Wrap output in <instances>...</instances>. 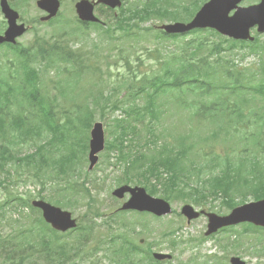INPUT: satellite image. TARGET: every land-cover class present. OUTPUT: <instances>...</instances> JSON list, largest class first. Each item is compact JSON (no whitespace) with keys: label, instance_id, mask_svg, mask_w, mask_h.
<instances>
[{"label":"trees","instance_id":"16d2710c","mask_svg":"<svg viewBox=\"0 0 264 264\" xmlns=\"http://www.w3.org/2000/svg\"><path fill=\"white\" fill-rule=\"evenodd\" d=\"M28 1L15 0L14 4L22 3L28 5ZM205 1L193 0L191 5L196 7L195 10L197 11ZM178 7L179 4L164 6L159 0H145L141 6L131 10L128 9V11L122 13V17L117 20L116 25L123 32L120 36L131 41V49H134L138 43L139 35L135 33L137 30H143L147 34H153L154 37L162 39H176V36L173 35L168 36L162 32L154 33L150 27L140 29L137 23H143L152 18L174 20L179 17ZM53 23L52 21L49 25H53ZM103 31L105 36L115 37L112 34L113 31L102 29L101 32ZM211 34L217 36L215 33ZM222 40L227 41L229 45L223 47L222 43L219 42L207 48L204 45L206 42L203 40H193L186 43V46L181 47V50H183L182 55L173 53L176 51H171L168 53V56H171L170 59H164L162 62L167 66L164 69V74L160 76L146 77L144 74H139L137 67L126 68L127 71H135L134 76L132 73L130 75L123 74L121 79L118 80L121 84L113 88V92L120 91L123 94L124 101H121V96L119 95L114 103L107 102V104H104L106 95L110 94L109 97L112 98L111 87L105 96L103 94L100 96V100L94 95L93 107L86 105L85 100L88 95L82 96L85 103H80L77 101L78 96L73 93H71L66 104L59 106L54 103V96L49 95V90L42 78L43 75L48 76L47 68L58 67L60 64L65 65L68 63L65 62L68 59L79 63L80 54L78 52H66L65 50L49 51L54 49V47L39 45L43 42L39 35L36 37L35 44L28 47H8L15 54V57L6 62L0 60L3 63V65H0V143L3 145L1 149L4 152L2 164L0 163L1 174H5L13 185L20 181L24 175L23 173L13 175L8 172L10 169L20 167V164L16 162L13 150L23 144L25 139L33 138L36 142L39 140L45 142V145L37 146L36 153L30 154L26 162V166L30 170L26 167L24 170L25 175L29 179L37 180L39 178L38 184L40 186L52 187L53 185L49 183V180L54 181V184L58 180L60 184L53 187V191L56 194L54 197L57 198H65L66 185H71L75 191L84 192L86 191L84 183L75 182L72 177L74 174H70L69 170L81 164V155L83 156L84 149L87 146L91 124L96 120L95 112L98 111L99 119L104 120L103 113L106 107H115L117 109L120 102L123 105L125 101H128L133 104L131 114L136 115L140 122L147 121L152 136L157 139L158 137L155 136L154 131L156 124L160 120V107L162 105V102L159 101L160 98L167 93L174 92V87L187 84L188 88H194L189 90L191 93H195L200 100L207 103L200 107L190 104L189 108L193 109L191 115L193 117L199 115L200 117L196 120L188 117L186 121L206 122V124L211 126L206 136L199 137L200 141L208 138L217 140L218 133H223L221 139L223 150L217 153L208 149L203 151L199 148L197 158L190 160L188 158L190 149L185 146L188 140L180 138L178 139L180 144L177 152H173L176 147L171 148L170 146L169 148L164 145L163 150H161L162 153L158 152L157 156H154L150 161L149 158L143 156L140 160L141 167H139L140 173L138 177L142 182L150 184L148 191L154 195L157 193V189L150 183L151 179L157 181V184L163 188L165 186V189H167V186L171 188V186L176 185L177 174H183L186 166L191 164L201 165L204 169L211 168L220 172L219 174L228 171L234 172L235 170L239 175L247 176L243 179L253 177L251 184L245 182V186L249 188L246 195L251 196L255 200L263 198L264 181L261 178H264V164L261 163H264V107H262L261 115L252 113L250 109L255 99L238 93L237 88H233L231 85L228 87L227 83H230L228 79L230 73L226 68L227 60H224L221 53L228 51L232 42L225 39ZM171 45L174 46V44ZM175 50L177 49L175 48ZM202 53H206V56H202ZM208 55L214 56V60L210 61ZM184 56L186 57L184 58ZM135 61L138 63L142 62L139 56H137ZM71 68L76 73H79V70L82 69V67L78 69L75 62L71 64ZM207 69L212 70V72H207ZM62 71L68 74L71 73V70L66 66L62 68ZM181 77H186V79L180 81ZM205 81L213 83L215 87L214 98L218 103H209L212 95L207 92ZM103 83L106 84V82ZM110 85H115V83H109L108 86ZM38 104L44 105L41 120V124L47 129L44 134L40 133V126L37 120L35 107ZM125 114L127 115V120L115 119L118 127L117 138L121 141H126L131 137L130 139L135 145L138 142L134 133L135 128L129 131L126 126L130 123L131 114L128 112H125ZM231 114L233 115L230 117ZM253 117H256V119ZM6 121L10 122L14 127L12 133L6 134L1 131V125H4ZM256 122H258L257 126L260 127L256 134L250 133L243 128L245 124H255ZM216 127L217 130H215ZM235 136H237L236 139ZM241 142L250 144L257 149L253 152L247 149L244 150L245 154L243 157L247 162V167L244 169L241 165L237 167V165L231 163L236 162L235 156H229L227 162L226 158L223 157L233 145ZM192 168L195 169L197 167L193 166ZM162 170L171 174L165 183L162 181ZM13 177H17V180H13ZM47 178L48 182L45 183ZM186 178H188L187 175ZM216 182H218V178L212 179L210 181L211 187H215ZM227 189L228 187L223 188V190ZM61 194L62 196H60ZM179 194L180 196L190 197V194ZM15 199L17 200V198ZM21 201L23 205H26L24 199H21ZM7 202L8 200H5V203ZM74 203L76 201H71L70 205ZM2 209L0 207V212ZM2 214L3 212L0 217H3ZM1 239V264H36V260L39 264H42L41 258H38L39 255L30 252L28 250L30 248L26 247L22 242L19 241L15 244L13 242L15 238L13 240L11 236ZM45 243L43 240L42 244ZM72 244L77 246L78 241H73ZM69 245L71 243L64 241L61 237L48 243L41 256L46 260L45 264H63V261L68 259V255L74 254L79 250L73 245H71L72 249L67 248ZM85 254L88 253L85 252ZM142 257L144 260H151L150 254ZM125 262L126 264H131L126 258Z\"/></svg>","mask_w":264,"mask_h":264},{"label":"rangeland","instance_id":"374dc122","mask_svg":"<svg viewBox=\"0 0 264 264\" xmlns=\"http://www.w3.org/2000/svg\"><path fill=\"white\" fill-rule=\"evenodd\" d=\"M8 1V0H7ZM30 1V2H29ZM29 4L27 7H20L18 5L16 8L11 7L13 10H16L20 14L21 21L24 22L27 26H29V30L26 34H24L19 40L18 44L22 46H27L32 44L36 37L40 35L41 38L45 39L47 37V40L43 41L41 44L43 45H49V44H57L58 40H53V38H58L60 41L67 46L73 48V49H79L81 48L83 50L87 49V55L92 58L94 61L93 63L97 64L98 59L97 57H103L105 52L109 49L113 48V45H109L111 42H117V45L122 48L121 54L123 55V60L127 58L129 62H133L134 67H137L139 70V74H144L146 77L154 76V75H162L164 74V69L166 68V64H163L164 59H170L171 56H168V53L171 51H176L173 53L180 54L182 51L180 50V47L183 45V42L178 41L174 42V46H172L170 43H165V42H159L160 38L159 37H154V36H148V37H143L142 40H139L137 45L135 46V52L133 55H130L131 52V47L130 45H127V40H118V39H110L106 41V38L97 30H94L93 28H87V29H79L78 24L74 22V17L75 16V11H74V5L80 0H63L62 6L60 8V14L59 16L61 17L58 22H56L53 25H45V24H39L34 22V19L36 17H40L43 13L39 11L35 7V0H29ZM91 1V0H89ZM123 3H127L128 5L130 3H133L134 0H122ZM257 0H247L246 2L243 3V5L246 4H251L256 2ZM186 5L189 2H186ZM102 8L101 11L99 9ZM104 8L103 7H97L95 10V14L98 18L102 20H111V16L108 13H103ZM193 12V9H191L190 13ZM118 13V12H117ZM104 15V16H103ZM113 15V13H112ZM180 21H183L182 19ZM5 22L2 14L0 13V28L1 25ZM29 23V24H28ZM163 23H168V22H160L156 19L143 23L141 26L143 27H155L159 26ZM63 29L65 31H63ZM77 33V34H75ZM200 37L204 39V42H207L208 44H205V47H210L213 43L217 42V38L208 34H201ZM192 38H195V36H189L186 38V40H190ZM49 39V40H48ZM260 46L263 45L264 42V37L260 41ZM158 43H164V44H158ZM95 44L97 47L96 49H91L92 45ZM175 48L177 50H175ZM98 49V50H97ZM115 52L114 54L117 55L118 50L117 48H114ZM131 49V50H130ZM245 56L244 59H242V56ZM139 56L142 60L141 63L136 62V58ZM13 54L12 53H5L3 52L1 54V60L5 61L7 58H12ZM264 61V51H260L259 54H254V53H248V49L246 48L244 51L239 52V57L238 59H235V63L237 66L241 69L244 70H258L259 67L261 66L262 62ZM97 62V63H96ZM123 62V61H122ZM0 65H3L2 62H0ZM122 64H119L118 66L112 67L113 69H110L108 72H113L111 75L114 77V81H116V74L121 75V74H126L130 75L131 73L135 74V71H127L126 72H119L117 73V70L122 71L121 69ZM104 68H106V65H104ZM106 76L107 74L103 72V74H96L92 75L90 77H80L78 75H71L69 77H66L62 74H56L55 79L52 78V83H49L46 78H44V82L46 83V87L49 90V93L55 92L56 94L54 95V103H57L59 101H67L70 98L71 93L74 95L78 96L77 101L78 102H83L85 103L84 99L82 96H87L86 98V105L89 107H93V104H91V100L94 97L93 93L89 95V93L93 90L98 89V85L94 84L95 81H100L99 77L101 76ZM116 83V82H115ZM121 83L118 82L117 85H120ZM68 87V89L66 88ZM253 91V90H251ZM119 92L113 94L116 97V94ZM240 94H245L244 91L239 90ZM48 94V93H47ZM251 96L254 97V103H256L258 108L264 107V97L260 94H250ZM262 97L263 99L259 98L258 96ZM112 100V99H111ZM113 101V100H112ZM162 102V106L166 110H170L173 112L174 116V123L172 126L167 125V121H162L158 126H157V132L161 133L162 138L161 140L164 142H168L169 145H174L177 144V136L182 135L183 133L187 132L189 127H191V124H189V127L187 126L186 119L189 117L192 120L198 119L200 116L196 115L193 117L191 115L192 111L189 109V105L194 103V94L191 93L187 89H182L178 91H174L172 93H167L166 95L162 96L160 100ZM179 103L181 105V109H178L175 105ZM44 105L38 104L36 105L35 109L37 112V120L38 124L40 126V133L44 134L46 133L47 129L41 124V120L43 117V108ZM201 110V109H200ZM160 113L167 115L169 111H160ZM95 117L96 121H101L104 123L105 131L107 132V125L109 127H112V122L114 121L113 118H123V113L122 112H112V111H106V115L104 117V120H98L99 119V113L98 111L95 112ZM256 119V117H253ZM258 122L255 124H245L243 126L244 129L249 131L250 133H257V131L260 129L259 126H257ZM217 130V127L215 128ZM194 133L196 131L194 130ZM261 133V132H260ZM259 133V134H260ZM223 137V133H218V139H213V138H208L205 140L200 141L201 144V149L203 151H206L210 147H215L218 152L223 150L222 144H220V141ZM237 136H235L236 139ZM160 147V146H159ZM160 149V148H159ZM151 153L148 156H154L156 151L159 152L157 147L151 148ZM32 150H24L23 153L30 152ZM197 150L193 145V151H192V158L196 159L197 158ZM82 157V155H81ZM211 163V162H210ZM81 173H84L86 171V164H82L80 167ZM95 170L92 171V173ZM92 175H97L99 178L91 180L89 184V188H91V193L90 197H85V198H93L94 199V205L95 207L101 212V213H106L109 215V212L117 207V203L120 202L116 200L115 198L112 197L111 192L112 190L117 187L118 180L116 179L118 176L121 175V170L119 168H113V167H101L100 170L97 172V174H92ZM92 176H90L91 179ZM25 178V177H24ZM234 179L236 180L237 183L240 182V178L238 176H235ZM31 179H27L26 183L20 184L16 187L13 188V191L18 193L19 195L24 197H29L32 200V195L37 194L39 187L36 185H33ZM93 185H99L100 187L98 189H95ZM31 191L30 194L28 192ZM49 191L43 192L44 196H48ZM3 193L0 191V202L4 200V198H1V195ZM32 194V195H31ZM158 196H162V192L157 194ZM79 199V198H77ZM252 201V200H249ZM248 201V202H249ZM81 205H79L77 208L71 210L76 216L80 217L85 211V206L83 202H80ZM171 205L174 206L176 211H180L181 208V203L180 201L174 202L171 201ZM218 211L220 215H223L221 213H224V209L217 205ZM7 217L6 221H9V218L12 217V219H19V216H17V212H11L7 211ZM28 212H26L27 215ZM32 216V214H30ZM134 215L132 214H124L116 219L118 223H121L123 221H126L128 224V227L133 225L134 222L130 221L129 219H134ZM108 218H103V219H97L95 221L97 226H100L102 228V234L96 239L95 241L89 242L85 241L83 243V248H85L88 251L93 250V246L97 247H106L107 244L109 243V240L112 236L111 231L114 232H120L124 233L126 232L125 228H122L119 226V224L115 225H110V229H107L105 225H103V221H106ZM183 220V217H175L173 214H171L168 217L162 218L161 220H152L148 218L149 223L155 226L156 231L153 233L152 237L150 239H147L143 236L138 237V240H145L147 242H155L161 244V248L158 246H154L155 251H161L164 253H170L172 255V259L169 262V264H191L192 262L191 259L194 257V253L192 250H188L189 242L187 239L178 241L175 235L176 242L178 243V246L173 249L172 247L168 246V239L163 238L161 236V233L158 230H161L163 227V224L166 225H171L173 229H176L177 226L182 222L185 224ZM82 223L81 221H79ZM12 227L7 225L6 223L2 222L0 218V240L1 238H6L8 236L13 237V240L15 238L16 241V234L17 232L11 229ZM251 229V228H250ZM247 231V232H246ZM232 234H239L241 237V241L238 247L231 246L228 248V251H236L237 248L241 247V250H239V257L243 259L247 264H264V258L260 257L257 255L256 251H252V254L250 252H246V249L251 246V250L255 249L256 246L262 245L264 247V229L258 230L255 232L249 231L247 226H238L234 230H228V231H223L220 232L219 235L224 236L228 241H230V238L232 237ZM18 240V238H17ZM249 244V245H248ZM206 249H203L202 252L204 254H208L209 248L205 246ZM95 252H92V254L87 257L83 262L80 264H86L89 260H91V257L94 255ZM250 253V254H249ZM264 253V250H263ZM103 252H100L97 255V258L100 261V264H109L108 259L104 258ZM260 254V253H258ZM205 260V259H204ZM195 263H199V259L194 261ZM1 264V260H0ZM162 264H165L163 262Z\"/></svg>","mask_w":264,"mask_h":264},{"label":"water","instance_id":"95a60500","mask_svg":"<svg viewBox=\"0 0 264 264\" xmlns=\"http://www.w3.org/2000/svg\"><path fill=\"white\" fill-rule=\"evenodd\" d=\"M240 0H210L205 4L194 20L188 24H174L168 26H161L160 29L164 30L168 34L183 33L193 28H213L223 35L229 37H241L245 38L246 29L254 23L253 14L250 10L239 11L233 19L227 18L228 12L234 7L235 3ZM97 3H103L110 8L120 7L119 0H98ZM37 6L48 13V16L44 20H48L54 17L59 8L58 0H39ZM94 3L88 0H81L75 5L76 13L79 19L83 22H96L97 19L93 16ZM1 12L7 20L8 27L3 36H0L1 43H15V38L22 36L26 29L23 24L18 25L16 20L18 14L12 11L5 0L1 2ZM262 24H264V17L260 18ZM92 142L90 146V161L94 165L97 161L96 154L102 149V143L104 141V132L100 125H95L91 132ZM125 192H130L131 198L126 204L125 208L139 209L142 211L151 212L157 216L165 215L170 211L168 205L162 200L153 199L146 195L145 191L141 188L135 189H123L113 193L114 196L122 198ZM35 206H39L44 211V217L52 225L61 230L73 227L74 223L70 221L68 214L61 213L59 210L54 209L48 205L42 203H34ZM186 215L188 210H184ZM251 221L258 225L264 226V201L249 205L235 210L232 215L226 219H221L219 225H228L238 223L240 221ZM169 258V256L157 255V259ZM233 264H242L239 261H235Z\"/></svg>","mask_w":264,"mask_h":264}]
</instances>
